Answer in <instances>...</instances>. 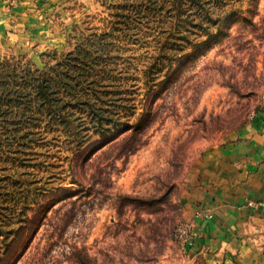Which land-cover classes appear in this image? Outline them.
I'll return each mask as SVG.
<instances>
[{
    "label": "rangeland",
    "instance_id": "rangeland-1",
    "mask_svg": "<svg viewBox=\"0 0 264 264\" xmlns=\"http://www.w3.org/2000/svg\"><path fill=\"white\" fill-rule=\"evenodd\" d=\"M7 5L0 264H189L185 178L264 112V0Z\"/></svg>",
    "mask_w": 264,
    "mask_h": 264
},
{
    "label": "crops",
    "instance_id": "crops-1",
    "mask_svg": "<svg viewBox=\"0 0 264 264\" xmlns=\"http://www.w3.org/2000/svg\"><path fill=\"white\" fill-rule=\"evenodd\" d=\"M9 1L0 0V47L4 26L18 18ZM240 133L207 148L185 178L180 201L196 232L189 264H264V112Z\"/></svg>",
    "mask_w": 264,
    "mask_h": 264
},
{
    "label": "built area",
    "instance_id": "built-area-1",
    "mask_svg": "<svg viewBox=\"0 0 264 264\" xmlns=\"http://www.w3.org/2000/svg\"><path fill=\"white\" fill-rule=\"evenodd\" d=\"M261 204H264V202H262ZM183 229L185 233H186V229L190 230L189 232H187L188 238L186 240L190 239L196 234V232L194 231L193 227L190 224L185 225Z\"/></svg>",
    "mask_w": 264,
    "mask_h": 264
}]
</instances>
